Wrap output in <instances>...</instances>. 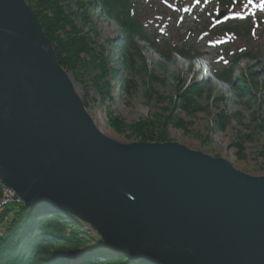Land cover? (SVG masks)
I'll return each mask as SVG.
<instances>
[{"label": "water", "instance_id": "1", "mask_svg": "<svg viewBox=\"0 0 264 264\" xmlns=\"http://www.w3.org/2000/svg\"><path fill=\"white\" fill-rule=\"evenodd\" d=\"M0 184L5 204L67 211L139 261L264 264V176L109 137L26 0H0Z\"/></svg>", "mask_w": 264, "mask_h": 264}, {"label": "rangeland", "instance_id": "2", "mask_svg": "<svg viewBox=\"0 0 264 264\" xmlns=\"http://www.w3.org/2000/svg\"><path fill=\"white\" fill-rule=\"evenodd\" d=\"M26 1L34 12L39 2L47 5V0ZM220 2L204 0L194 3L186 12L174 9L177 0H135V6L140 17L150 22V31L160 33L165 29L161 37L172 41L187 35L190 30L219 33L220 28L229 23L227 17L232 9L234 12L246 10L250 4L264 13V1L254 4L252 0H239L228 10L223 9L226 15L218 19L223 8ZM58 4L71 16L64 26L67 29L60 27L57 30L62 39L67 38V30L75 29L74 33L81 35L97 33V44L92 47L96 54L91 50L81 52L74 65L62 66L71 76L86 109L105 134L122 143L142 142L133 134V128L140 129L153 122L156 127L145 132L152 130L163 134L167 142H178L192 150L226 158L240 171L264 176V129L258 132L255 116L258 112L264 119V69L251 57H243L236 65L234 77L245 76L252 86V92L248 94H240V90L230 83L220 81L212 70L215 61L223 67L227 65V59L234 50L243 47V42L230 39L231 42L219 47L201 43L199 57L174 53L168 60L147 42L137 39L141 56L131 64L125 61L122 43L115 44L121 41L119 26L105 18L101 7L93 5V0H59ZM83 4L84 13L90 15L91 21L80 16ZM196 21L198 27H195ZM169 32L170 38L165 35ZM104 57L108 59V66ZM126 79L129 83L125 88ZM192 89L201 97L196 99L199 108L187 112L184 107L179 108L181 100L176 98ZM110 112L118 118L117 126L111 125ZM159 116L162 120L158 124ZM239 141L246 148L243 158L238 156V148L234 146ZM2 188L0 202L4 203L8 190L0 184V191ZM86 224L93 236L98 235Z\"/></svg>", "mask_w": 264, "mask_h": 264}, {"label": "trees", "instance_id": "3", "mask_svg": "<svg viewBox=\"0 0 264 264\" xmlns=\"http://www.w3.org/2000/svg\"><path fill=\"white\" fill-rule=\"evenodd\" d=\"M193 1L177 0L182 9L186 7L191 9ZM220 1L222 9L226 10L239 2V0ZM46 2L47 5L40 2L36 4L35 13L47 36L54 43L60 64L74 65V61H79L81 52L91 50L96 54L97 52L92 47L97 44V33L93 36L81 35V33H74L75 29L71 32L67 30V38L62 39L57 35V30L60 27L67 29L64 26L71 16L63 11L58 4L59 0L56 2L47 0ZM93 5L101 7L103 16L113 20L119 26L118 38L121 37V41L115 44L122 43L125 61L131 64L138 56H141L137 39L147 42L168 60L172 59L174 53L195 57L200 53L201 43L210 42L212 43L210 45L219 47L221 44L231 42V39L239 40L244 45L232 52L231 58L227 59L229 65L223 67L217 61L213 63V73L220 81L230 83L236 90H240V94H248L252 92V86L245 76L234 77L236 65L243 57H251L260 63L261 69H264V13L247 11L240 16L232 9L229 23L221 27L219 33L203 32L201 29L199 32L190 30L188 34L185 33L187 35L172 41L161 37L165 29L160 33L150 31V22L140 17L136 11L135 0H93ZM82 6L83 11L80 16L82 19L84 17L91 21L90 15L84 13L85 5ZM152 7L155 6L152 5ZM47 11L49 14H46ZM74 16H76L75 13ZM195 27H198V21ZM170 33H165V35L170 38ZM104 58L107 63L108 59ZM124 83L126 88L129 82L126 79ZM198 97L199 95L192 89L176 99L181 100L179 108L184 107L187 112H192L199 108L196 100ZM109 114L111 125L117 126L118 118L113 117L111 112ZM255 116L258 121L257 130L261 132L264 129V119L258 115V112ZM161 120L159 116L156 122L159 124ZM155 125L156 123L152 122L151 125L140 126V129L134 127L133 134L139 137L140 141L167 142L168 139L163 134H156L152 130L145 132L147 129L156 127ZM234 146L238 148V156L243 158L245 144L239 141L234 143ZM2 193L3 188L0 191V199ZM0 207H3L0 210V264H47L48 262L49 264H67L65 262L67 260L63 261L61 258L64 255L69 256V264H137L136 260L130 258L125 252H114L107 249L97 234L93 236L89 232L86 223L68 212L47 216L42 215L37 209L20 203L0 204ZM138 264L152 263L141 261Z\"/></svg>", "mask_w": 264, "mask_h": 264}, {"label": "bare ground", "instance_id": "4", "mask_svg": "<svg viewBox=\"0 0 264 264\" xmlns=\"http://www.w3.org/2000/svg\"><path fill=\"white\" fill-rule=\"evenodd\" d=\"M6 197L7 196H5L4 198L6 199ZM1 204H5V203H1ZM7 204V203H6ZM30 208H32V207H30ZM3 209V207H0V210H2ZM33 209H36V208H33ZM37 210H39L40 212H41V214L42 215H55V214H58V213H60V212H65V213H67V211H64V210H58V211H53V210H49V211H46V210H44V209H37ZM40 214V215H41ZM42 215L40 216V217H42ZM76 217V216H75ZM78 218V217H77ZM79 219V218H78ZM80 220V219H79ZM81 222H83V223H85L84 221H82L81 220ZM104 246L107 248V249H109V250H111V251H114V252H118L119 250H114V249H110V248H108L107 246H106V244L104 243ZM53 257V256H52ZM69 256H66V255H64L63 257H61L62 258V260L63 261H65V260H69V258H68ZM71 259V258H70ZM136 260V259H135ZM70 261V260H69ZM72 261V260H71ZM51 262V261H50ZM139 262H141V261H139V260H136V263L138 264ZM47 264H49V262L47 263ZM67 264H69L68 262H67Z\"/></svg>", "mask_w": 264, "mask_h": 264}, {"label": "built area", "instance_id": "5", "mask_svg": "<svg viewBox=\"0 0 264 264\" xmlns=\"http://www.w3.org/2000/svg\"><path fill=\"white\" fill-rule=\"evenodd\" d=\"M5 192H7V191H5ZM6 194V193H5ZM7 196V195H6ZM5 197V196H4ZM6 200V199H5Z\"/></svg>", "mask_w": 264, "mask_h": 264}]
</instances>
